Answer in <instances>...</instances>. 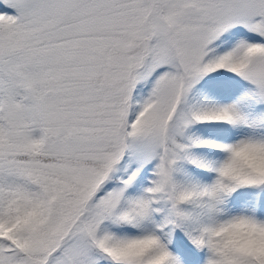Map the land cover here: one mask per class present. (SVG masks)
Masks as SVG:
<instances>
[{
  "label": "snow or ice",
  "instance_id": "1",
  "mask_svg": "<svg viewBox=\"0 0 264 264\" xmlns=\"http://www.w3.org/2000/svg\"><path fill=\"white\" fill-rule=\"evenodd\" d=\"M0 264H264V0H0Z\"/></svg>",
  "mask_w": 264,
  "mask_h": 264
}]
</instances>
